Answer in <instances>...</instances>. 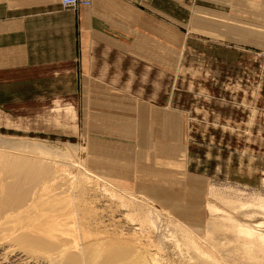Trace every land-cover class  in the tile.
<instances>
[{"label": "rangeland", "instance_id": "rangeland-1", "mask_svg": "<svg viewBox=\"0 0 264 264\" xmlns=\"http://www.w3.org/2000/svg\"><path fill=\"white\" fill-rule=\"evenodd\" d=\"M180 1L179 29L158 24L156 0L142 24L118 13L133 60L98 46L133 90L85 75L79 90L41 93V77H0V264H264V57L190 43L207 2ZM145 107L166 111L164 135L183 134L143 142L129 114ZM33 200L44 214L21 215Z\"/></svg>", "mask_w": 264, "mask_h": 264}, {"label": "crops", "instance_id": "crops-1", "mask_svg": "<svg viewBox=\"0 0 264 264\" xmlns=\"http://www.w3.org/2000/svg\"><path fill=\"white\" fill-rule=\"evenodd\" d=\"M133 1L92 0L90 6L81 4L75 9H70L64 8L61 0H0V77L15 78L28 75L41 77L32 81L35 82L37 91L41 93L79 90V77L85 75H93L96 80L104 81L109 86H121L125 91L133 90V80H124L113 70L118 67L109 62L108 56H98L96 53L98 46L105 45L106 53L120 51L124 57L133 60L136 54L131 38L129 37V43L125 45L120 42L117 44L118 39L115 38L117 31L114 32V28H118L116 24L118 13H127L132 25L142 24L146 17L144 13L149 15L150 9L144 7V0H141L142 5ZM166 1L169 3L168 8ZM156 2L153 4V13H156V17H153L157 18L158 24L162 26L168 23L171 27L179 29L181 16L176 14V6L179 8L181 1L156 0ZM206 2L205 33L191 30L192 27H197V24L190 21L192 33L191 38L189 37L190 43L194 40L201 42L211 52L222 48L242 53L244 61L264 57V0H206ZM87 33L95 38L91 41L89 39L86 43ZM124 35L127 33L124 32ZM99 36H109L108 42L98 41L96 38ZM194 49L193 47L192 50ZM91 59L95 61L93 65L87 63ZM74 81L75 83L71 84ZM107 101L114 102L115 105L110 106L117 110L118 101L115 98H108ZM147 110L145 107L133 118L129 114V122L136 120L139 124L138 131L143 142L146 141L144 138L151 135L153 141L159 137L161 140L167 139V136L174 139L182 133L179 130L178 133H173L176 134L173 136L167 131L169 135H164L167 128L163 124L167 121V115L163 114L166 111H158L155 120ZM173 119H177V123L183 122L180 115H174ZM151 123L154 124V128L151 127ZM165 151L162 152L163 156H166ZM179 155L180 152L175 153L173 160L176 157L180 159Z\"/></svg>", "mask_w": 264, "mask_h": 264}, {"label": "bare ground", "instance_id": "bare-ground-1", "mask_svg": "<svg viewBox=\"0 0 264 264\" xmlns=\"http://www.w3.org/2000/svg\"><path fill=\"white\" fill-rule=\"evenodd\" d=\"M91 5V4H90ZM90 5H86V6H90ZM263 52H264V50H263ZM263 55H264V53H263ZM45 148H46V146H44ZM48 148V147H47ZM13 167V166H12ZM20 169V168H19ZM16 172V171H15ZM44 183V182H43ZM46 187V186H45ZM42 188V187H41ZM41 188H39V189H41ZM47 188V187H46ZM43 189V188H42ZM37 191V190H36ZM45 192V191H44ZM36 194V193H35ZM42 195V194H41ZM34 196V195H33ZM35 197H37L36 195H35ZM39 199V198H38ZM41 200H42V198H41ZM39 202V201H38ZM127 202V201H126ZM50 203H51V201H50ZM127 203H129V202H127ZM45 204H49V202H47V201H45V202H43L42 201V203H41V205L43 206V205H45ZM40 204L39 203H37L35 200H33L32 202H31V204H28V206H27V208H25L24 210H20V214L21 215H23V213H25V214H32L33 216H35L36 214H37V211H40V213H38L37 214V216H39V214H44V212H41V210H39L38 209V206H39ZM35 210V211H34ZM42 211H43V209H42ZM36 212V213H35ZM47 212V211H46ZM19 213V212H18ZM34 213V214H33ZM48 214V213H47ZM47 214L45 213V216H47ZM17 215H19V214H17ZM10 217H14V216H10ZM44 217V216H43ZM14 218H16V217H14ZM34 218H36V217H34ZM38 218V217H37ZM45 218V217H44ZM174 218V217H173ZM13 221H14V219H13ZM26 222H28V221H26ZM29 223V222H28ZM32 225H34V224H32ZM184 225V224H183ZM41 226V225H40ZM185 226V225H184ZM55 227V226H54ZM45 228V227H44ZM56 228H58V227H56ZM59 229V228H58ZM189 229V228H188ZM39 230V232H40V230L41 229H38ZM44 230V229H43ZM51 230V229H50ZM49 230V231H50ZM53 230V229H52ZM55 230V229H54ZM60 230V229H59ZM62 230V229H61ZM191 230V229H190ZM246 233L247 234H250V236L251 237H258L257 235H253V233H252V231H251V229L250 228H246ZM30 232V231H29ZM53 232V231H52ZM191 232L193 233V235L194 236H196V234L191 230ZM24 236H26L25 234H23ZM22 235V236H23ZM31 236V235H30ZM27 237V236H26ZM56 237V236H55ZM83 237V236H82ZM196 237H198V236H196ZM16 238V237H15ZM259 239H262V240H264V235H262V234H260V236L258 237ZM101 239V238H100ZM199 239V238H198ZM29 240V239H28ZM50 240V239H49ZM57 240H58V238H57ZM85 240V239H84ZM83 240V241H84ZM95 240V239H94ZM97 240V239H96ZM105 240V239H104ZM32 241V240H31ZM56 241V240H55ZM77 241V240H76ZM53 242V241H52ZM52 242H51V244H52ZM87 242V241H86ZM91 242H92V240H91ZM91 242H89V243H91ZM94 242V241H93ZM109 242V241H108ZM54 243V242H53ZM72 243H74V244H76V242H74V241H72ZM88 243V244H89ZM107 244V241H96V242H94L93 243V245H98V247H99V245L101 246V245H103V244ZM34 244V243H33ZM36 244V243H35ZM29 245V244H28ZM37 245V244H36ZM76 245H78V244H76ZM38 246H39V244H38ZM54 246H56V244L54 245ZM61 246H63V245H61ZM84 246H88L87 244L86 245H84ZM90 246H91V244H90ZM89 246V247H90ZM105 245H103V247H104ZM30 247V246H29ZM80 248V247H79ZM90 248H93V247H90ZM105 248V247H104ZM61 249V248H60ZM96 249H98V248H96ZM103 249V248H102ZM175 249V248H174ZM173 249V250H174ZM165 251V250H164ZM176 251V250H175ZM188 252H190L189 250H187ZM210 251H211V253L214 255V256H219V254H218V251H219V249H217V248H215V247H213V248H211L210 249ZM221 251H222V249H221ZM220 251V252H221ZM100 252V251H99ZM181 252H182V250H181ZM33 254V253H32ZM104 254V253H103ZM181 254H183V253H181ZM187 254V253H186ZM83 255V254H82ZM150 255V254H149ZM183 255H185V254H183ZM187 256V255H186ZM79 257V256H78ZM103 257V256H102ZM175 257V256H174ZM223 257V256H222ZM100 258V257H99ZM108 258V257H107ZM143 258V257H142ZM222 259V258H221ZM89 260V259H88ZM87 260V261H88ZM125 260H127V259H125ZM150 260V259H149ZM178 260V259H177ZM95 261V260H94ZM93 261V262H94ZM222 261H223V259H222ZM92 262V263H93ZM118 262V261H117ZM176 262V261H175ZM218 262L220 263L221 261L218 259ZM91 263V264H92ZM123 263V262H122ZM189 263H191V261H189ZM95 264V263H94ZM121 264V263H120ZM162 264V263H161ZM177 264V263H176ZM185 264V263H184ZM217 264V263H216ZM225 264V263H224Z\"/></svg>", "mask_w": 264, "mask_h": 264}, {"label": "built area", "instance_id": "built-area-1", "mask_svg": "<svg viewBox=\"0 0 264 264\" xmlns=\"http://www.w3.org/2000/svg\"><path fill=\"white\" fill-rule=\"evenodd\" d=\"M61 4L64 8L75 9L78 5L81 4L83 5L92 4V0H61Z\"/></svg>", "mask_w": 264, "mask_h": 264}]
</instances>
